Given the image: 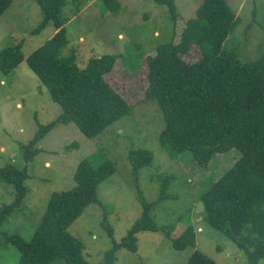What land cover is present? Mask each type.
Instances as JSON below:
<instances>
[{"label":"trees","instance_id":"trees-1","mask_svg":"<svg viewBox=\"0 0 264 264\" xmlns=\"http://www.w3.org/2000/svg\"><path fill=\"white\" fill-rule=\"evenodd\" d=\"M15 0H0V18ZM43 13L42 22L32 31L39 33L49 25L55 34L39 46L27 63L54 102L62 107L56 121L40 125L34 137L22 146L23 168L8 163L0 167V180L14 186L16 198L0 208V235L20 251L17 264H91L84 255L85 245L70 233V226L92 203L101 204L100 184L116 172V166L104 156L99 165L92 158L82 160L75 172L76 186L53 193L45 214L30 241L20 234L1 230L7 218L23 203L27 195L28 164L41 153L40 141L58 124L74 123L88 138H96L119 118L128 114L129 101L106 79L117 61V54L89 59L86 67L77 64V52L62 56L69 45L66 24L81 11L83 0H35ZM106 8L117 11L119 0H100ZM166 6L171 18L179 16L175 0H154ZM71 6L69 14L66 7ZM75 6V7H74ZM241 19L228 0H204L195 17L189 19L172 41L157 46L148 56L146 100L160 105L165 128L159 142L172 160L189 153L195 166L207 168L218 155L238 150L240 157L217 180L200 194L198 204L202 218L213 229L232 240L247 256L250 264L264 261V53L253 61H242L235 52L226 51L224 43ZM22 43L0 51V71L10 74L24 61ZM199 49V58L186 56ZM187 155V154H185ZM188 156V155H187ZM129 160L133 173L151 166L153 152L132 150ZM197 164V165H196ZM175 175H161L160 192L150 202L139 191L142 214L121 241L104 254L103 264H115L117 253L138 251V234L165 232L170 236L175 226H159L153 216L158 203L171 197L169 189ZM105 214V215H104ZM100 227L112 239L114 227L104 212ZM196 229L190 222L178 237L172 238L175 250L194 248L186 264H218L196 249ZM171 237V236H170Z\"/></svg>","mask_w":264,"mask_h":264},{"label":"rangeland","instance_id":"rangeland-1","mask_svg":"<svg viewBox=\"0 0 264 264\" xmlns=\"http://www.w3.org/2000/svg\"><path fill=\"white\" fill-rule=\"evenodd\" d=\"M203 1L175 0L177 21L171 18L166 6L154 0H119L117 11L106 8L100 0L80 3L81 11L71 14L66 24L69 45L62 49L61 55L69 56L75 50L77 64L84 68L92 57L117 54L114 69L106 79L123 94L132 109L96 138L86 137L74 123L58 124L52 129L38 144L41 153L28 164L27 195L3 223L2 231L20 234L30 241L51 195L76 186L74 175L82 160L92 158L97 166L104 156L117 169L99 186L101 204L89 205L69 228L70 233L83 241L84 255L91 264H103L104 254L113 241H121L141 216L139 191L148 201L156 200L160 192L159 176L171 174L175 175L168 193L171 197L153 210L159 226H175L171 237L166 233L168 229L141 232L138 251L119 250L115 264H186L194 248L175 250L172 238L178 237L190 222L196 229V249L218 264H250L245 253L226 235L210 227L198 210L200 194L234 165L240 152L234 149L220 154L207 168L195 166L189 153L172 160L159 142L165 128L163 111L157 101L145 99L146 58L155 55L157 46L172 41L175 31L179 33L195 17ZM228 2L241 22L223 48L238 54L244 62L260 58L264 53V0ZM70 8L66 7V14ZM42 20L43 13L35 0H15L0 18V51L22 43L25 57L10 74L0 71V167L12 163L23 168L22 146L34 137L40 125L56 121L62 113V107L53 101L27 63V58L56 32L49 25L32 34ZM198 58L199 49L194 46L186 59ZM137 149L152 151L153 163L136 176L129 153ZM15 198L14 186L0 180V208ZM104 212L110 214L115 230L113 239L100 227ZM4 239L0 235V264H17L20 251ZM52 264L65 262L56 260Z\"/></svg>","mask_w":264,"mask_h":264},{"label":"crops","instance_id":"crops-1","mask_svg":"<svg viewBox=\"0 0 264 264\" xmlns=\"http://www.w3.org/2000/svg\"><path fill=\"white\" fill-rule=\"evenodd\" d=\"M120 36H121V35H120ZM82 38H83V37L81 36L80 39H82ZM100 56H102V55H99L98 57H100Z\"/></svg>","mask_w":264,"mask_h":264}]
</instances>
